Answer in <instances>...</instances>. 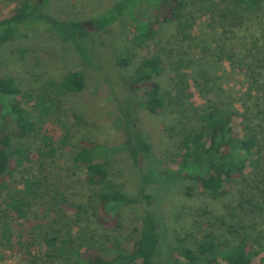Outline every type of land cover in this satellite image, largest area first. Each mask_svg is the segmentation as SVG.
I'll use <instances>...</instances> for the list:
<instances>
[{
    "label": "rangeland",
    "instance_id": "374dc122",
    "mask_svg": "<svg viewBox=\"0 0 264 264\" xmlns=\"http://www.w3.org/2000/svg\"><path fill=\"white\" fill-rule=\"evenodd\" d=\"M212 1H218V6L210 5L208 0H184L180 21L187 25V30L181 32L178 21L159 22L156 36L143 49L133 42L130 29L135 15L146 16L144 14L150 11L144 8L145 2L134 5L131 8L133 15L124 14L97 32L95 38L100 59L96 67L83 63L75 53L45 37L18 39L0 46V72L13 77L21 88H37L47 78L60 80L72 70L80 69L85 75V87L81 92L66 91L57 98L61 121L47 124L56 129L51 133L50 141L53 146H60L56 155L39 159L37 149L42 144L39 135L22 140L23 146L29 148L31 161L16 167L13 179L7 181L5 190L0 191V202H3L7 192L25 191V178L35 181L33 194L25 197L32 207L30 213L12 224L11 238L17 250L11 251L0 239L3 243L0 253L6 256L5 264H67L62 257L54 260L45 257L42 235L52 231L60 238L69 239L71 264H86L82 255L85 247L93 248L105 258L130 248L139 226L137 207L123 206L120 209L121 225L111 231L97 227L82 204L93 191L82 183L84 168L72 161V153L80 139L101 145L103 149L99 155L100 159L108 160V179L125 195L136 196L141 187H146L153 195L156 222L162 234L159 254L162 263H184L177 250L196 247L200 239L194 229L197 221L225 218L230 214H234L240 226L255 225L251 234L253 239L258 236L256 241L261 245L255 261L264 256V157L260 164L251 163L242 178L229 180L227 192L222 197L201 192L188 197L182 180L166 177L167 170L178 168L171 165L170 154L175 151L181 135L197 128L196 115L216 104L213 102L216 97L219 99L214 93L207 94V75L213 76L214 86L220 85L228 92L231 87L245 92L249 80L244 70L250 73L249 66L258 67L254 70L259 72L258 80L263 86L264 2L257 10H247L220 0ZM112 4L113 0H49L47 9L64 19L88 21L104 14ZM11 7L6 6L0 16L6 15ZM161 12L158 11L160 16ZM19 48L23 52H19ZM154 53L165 62V68L155 78L161 85L165 106L157 115L135 107L131 122L135 131L146 133L152 149L134 161L121 148L126 125L119 111L122 89L118 77L132 74L140 59ZM228 54L231 57H226ZM119 58L131 62L119 66L116 64ZM214 75H220L221 79ZM149 85H142L143 89ZM136 92L134 95L138 100L142 89ZM250 94L246 102L249 112L256 117L255 124L264 113V87L254 88ZM236 106L243 110L238 103ZM238 122H235V128L240 130ZM66 133L67 140L63 143ZM148 169L153 171L150 184L144 181ZM38 178L42 180L36 183ZM59 193L64 194V200ZM28 240L34 250L29 258L26 253V247L30 245ZM113 241L119 242L123 249L113 248L110 245Z\"/></svg>",
    "mask_w": 264,
    "mask_h": 264
},
{
    "label": "trees",
    "instance_id": "16d2710c",
    "mask_svg": "<svg viewBox=\"0 0 264 264\" xmlns=\"http://www.w3.org/2000/svg\"><path fill=\"white\" fill-rule=\"evenodd\" d=\"M208 1L210 5L218 6V1ZM220 1L247 10H257L264 2ZM48 2L49 0H0V14L6 6L12 5L6 15L0 16V46L18 39L45 37L75 53L83 63L96 67L100 59V49L95 38L97 32L124 14L133 15L131 8L140 2H145L144 8L150 13L144 14L146 16L135 15L133 18L130 33L137 47L143 49L150 45L157 34L159 22L178 21L180 31L187 30V25L180 21L184 0H113L104 14L88 21L56 16L47 9ZM159 10L163 12L161 16ZM18 51L23 52L20 48ZM226 57H231V54ZM130 62V59L123 58L116 60L119 66ZM164 68L163 58L154 53L140 59L132 74L118 77L122 89V106L119 111L122 112L126 125L121 148L134 161L147 154L152 149V144L146 133L135 131L131 116L135 107H142L152 115L160 114L164 109L162 88L155 79ZM256 68L258 67L249 66L250 73L244 70L249 80L248 85L245 84V92L234 87L228 92L220 85L214 86L213 76L206 74L209 85L207 94L214 93L220 100L216 97L213 100L216 104L196 115L198 127L185 131L179 138L175 151L170 154L171 165H177L178 168L166 172V177H178L183 181L186 196L201 192L212 197H222L227 192L226 184L229 180L242 178L251 163L260 164L264 157V113L254 124L256 117L249 112L246 102L251 97L252 89L264 87V82L263 86L259 83V72L254 70ZM214 76L221 79L220 75ZM149 83L148 88L143 89L144 84ZM84 87L85 75L80 69L69 71L60 80L47 78L37 88H21L13 77L0 72V191L5 190L7 181L13 179L16 167H22L24 163L31 161L29 148L23 146L22 140L39 135L42 143L37 149L39 159L53 158L56 155L60 146L55 147L50 142L53 137L51 133L56 129L49 128L47 124L49 121L58 124L60 120L57 98L66 91L81 92ZM139 89L142 92L136 100L134 94ZM236 103L241 106L242 111ZM73 115L78 119L76 114ZM236 121H239L240 130L235 128ZM66 140L67 133L62 142ZM75 148L72 161L84 168L82 183L93 191L82 204L87 207L90 218L97 227L116 231L121 225L120 209L123 206H135L139 210V226L135 229L136 238L130 248L105 258L93 248L85 247L82 255L86 264H166L159 259L163 242L151 192L146 187H141L136 196L130 197L110 182L108 160L100 159L99 152L103 148L98 142L80 139ZM152 172L148 169L144 175L146 184L153 182ZM39 180L42 178H38L36 183ZM23 184L25 191L7 192L3 202H0V239L5 241L4 246H9L11 251L17 250V247L14 249L16 244L11 238L14 232L12 224L26 218L32 208L25 197L33 194L35 181L25 178ZM59 197L65 199L63 193H59ZM234 218V214H230L225 218L197 221L194 229L200 234V239L194 249L181 247L177 250L184 260V263L179 264H264V256L255 261L261 248L256 241L258 236L253 239L251 234L255 225L243 227ZM190 235L194 234L191 232ZM113 242L110 244L113 248L123 249L119 242ZM42 243L46 258L54 260L62 257L67 264H71L68 238H60L52 231L42 235ZM0 244L3 245L2 242ZM28 244L27 258L34 251L30 240ZM5 261L6 256L0 253V264H5Z\"/></svg>",
    "mask_w": 264,
    "mask_h": 264
}]
</instances>
